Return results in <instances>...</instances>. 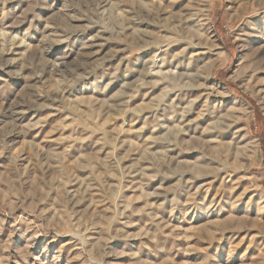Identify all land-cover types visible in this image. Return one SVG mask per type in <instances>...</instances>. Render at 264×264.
Wrapping results in <instances>:
<instances>
[{
	"label": "rangeland",
	"instance_id": "374dc122",
	"mask_svg": "<svg viewBox=\"0 0 264 264\" xmlns=\"http://www.w3.org/2000/svg\"><path fill=\"white\" fill-rule=\"evenodd\" d=\"M0 264H264V0H0Z\"/></svg>",
	"mask_w": 264,
	"mask_h": 264
}]
</instances>
